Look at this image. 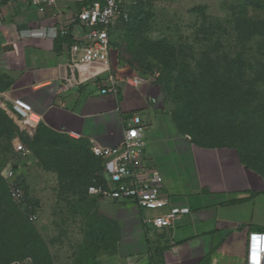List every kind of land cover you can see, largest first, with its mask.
Instances as JSON below:
<instances>
[{
  "label": "crops",
  "instance_id": "obj_1",
  "mask_svg": "<svg viewBox=\"0 0 264 264\" xmlns=\"http://www.w3.org/2000/svg\"><path fill=\"white\" fill-rule=\"evenodd\" d=\"M83 1L59 0L40 9L30 0H0V99L10 105L17 97L28 100L43 124L68 135L74 130L79 138L69 136L84 138L90 146L119 144L128 122L141 116L146 164L164 176L168 207L189 208L172 227L150 226L144 216L159 211L142 209L132 200L87 194L95 204L86 223L93 217L107 242L98 260L247 264L250 234L264 232V175L242 162L236 146L213 144L199 132L183 131L158 82L139 87L128 82L139 72L118 58V48L112 47L109 73L91 80L81 77L69 64L68 46ZM52 24L68 27V32L56 39L22 34ZM109 75L117 80L116 93L103 92Z\"/></svg>",
  "mask_w": 264,
  "mask_h": 264
},
{
  "label": "rangeland",
  "instance_id": "obj_2",
  "mask_svg": "<svg viewBox=\"0 0 264 264\" xmlns=\"http://www.w3.org/2000/svg\"><path fill=\"white\" fill-rule=\"evenodd\" d=\"M243 2L245 0H144L147 22L143 29L133 36L129 35L126 26L118 23L111 30V40L125 62L140 58L141 48L146 44L153 47L156 42L163 43L164 48L170 49L169 54H173L171 57L175 62L188 66L186 70L178 66L167 70L168 65L163 63L165 59H160L161 53L164 54L163 47L157 56L142 58L153 62L154 70L159 71L156 87L164 91L162 94H166L167 103L172 104L176 121V115L182 116L187 108L182 103L178 105L174 99V93L179 89L174 76L180 72L181 80L189 82L191 94L202 95L201 100H195L198 103L196 116L191 121L197 123L192 132L208 131L209 124L222 123L228 124L225 130L229 129L233 134L228 141L242 140L237 132H241L245 121L254 119L255 126L251 129L259 131L260 135L253 138L250 132L249 137L254 142L249 140L248 144L251 152L264 155V4L247 3V15L252 24L249 32L242 33L238 18L244 17V13H240L238 6ZM143 71L145 69L138 70L139 73ZM162 74L165 75L163 78ZM0 110L13 117V105L5 99H0ZM5 125L13 130L9 120H0V175L6 183L4 176L8 168L14 167L15 179L25 189L27 199L17 204L11 193V198L8 194L0 196V236L5 242H19L21 238L31 237L38 248L35 255L27 256L19 263L10 260L8 255L0 256V264H34L36 258H39V264H102L95 258L104 252L106 241L95 227L98 222L90 220L91 216L90 222L85 220L95 203L85 192V186L78 180L73 182L64 175L66 172L59 170L69 168L74 161L58 166L57 170L47 168L44 160L52 158L56 165L65 160L67 151L61 150L54 156L44 152L38 155L23 139V136L34 138L36 132L32 135L17 132L16 138L22 137L27 147L26 151L18 152L15 137L4 131ZM209 133V142L227 141L222 132ZM213 135L223 137L217 140ZM71 157L79 162V171L87 170L81 155L75 151ZM261 172L264 175V169ZM77 176L83 177L81 173ZM2 188L3 184L0 193ZM261 208L264 211V205L261 204ZM97 214L94 212L95 216ZM15 217L24 223L19 230L13 220Z\"/></svg>",
  "mask_w": 264,
  "mask_h": 264
},
{
  "label": "built area",
  "instance_id": "obj_3",
  "mask_svg": "<svg viewBox=\"0 0 264 264\" xmlns=\"http://www.w3.org/2000/svg\"><path fill=\"white\" fill-rule=\"evenodd\" d=\"M35 7L56 5L59 0H30ZM138 0H94L76 12L77 26L74 41L69 44V64L76 69L85 80L96 79L112 69L111 30L120 19L130 18L131 6ZM68 27L52 24L22 31L24 36H36L56 39L61 33H67ZM159 71H144L128 78L133 86H141L154 82ZM109 87L104 93L118 91L117 80L109 75ZM15 121L22 131L28 134L35 132L42 121V115L33 105L22 97L13 99ZM145 126L141 116L135 115L124 130L122 141L117 145H102L93 142V154L103 162L104 181L94 179L88 192L103 198H119L136 202L142 209L159 211L144 216V222L150 226L172 227L189 211L188 207H168L163 196L164 176L157 169L146 164L147 140L144 137ZM69 135L79 138L78 132L72 130ZM16 151H26V145L19 137L15 138ZM15 168H8L4 176L9 193L17 204L27 199L26 191L15 179ZM264 232H252L249 236L247 264L264 262Z\"/></svg>",
  "mask_w": 264,
  "mask_h": 264
},
{
  "label": "trees",
  "instance_id": "obj_4",
  "mask_svg": "<svg viewBox=\"0 0 264 264\" xmlns=\"http://www.w3.org/2000/svg\"><path fill=\"white\" fill-rule=\"evenodd\" d=\"M92 1H94V0H84L83 3L85 5H88ZM83 3H81V5H83ZM247 3H254L256 5H263L264 4V2L262 0H245V2H243L240 6H238V8L240 9V13H244V17L242 16L243 18L242 17L238 18L239 23L241 25L239 30L242 33H247L250 30L249 27H250V23H251V21H250L251 18H249V16L247 15ZM129 15H130V18L128 20L120 19L119 23L121 25H124L127 27L129 35L132 34L133 36H135L136 33H138L140 30L143 29V27L146 25V22H147V15H146V12L144 9V0H138L137 4L131 6V8L129 10ZM114 46L116 47V45H114ZM164 47H165V45H163V43H161V42H156L153 47L150 44H146V46L141 48V49H143L141 55L147 57L148 55L152 56L154 54L157 56L158 50H161V48H162V52H164V54L161 53L162 56L160 57V59L161 60L165 59L163 63L166 62V64L168 65V67L166 68L167 70H171L172 67L176 68L177 66L180 68L182 67L184 70H186L188 68V66H186V64L183 62H181L179 64H178V62H175L174 59L171 57V56H173V54H169L170 49L164 48ZM142 56H140V58H137L134 60H128L126 62L132 68L136 69L137 71L140 69H145V71L154 70V68H156V67H155V65H153V62L147 61L145 58H142ZM118 58L121 59V56H118ZM163 66H164V64H163ZM183 69H181V70H183ZM209 71H211V70H209ZM164 76L162 74V78ZM172 77L173 76L171 75L170 78H172ZM174 77L177 79L176 88H179V89H177V92L174 93V99H175V101L178 102L177 103L178 105L180 103H182V106L187 105V108H185L186 110L182 116L181 115L179 116V114L176 115L178 118V124L180 125V127L182 128L183 131L192 132V127H194V125L197 123V122L194 123L191 121L195 115V110L197 109L195 107L198 104L195 102V100H201L202 95L200 93L197 95L191 94V91L188 90V83L189 82L185 81V80H181L182 78H181L180 72H178V76H174ZM167 86L169 87V84ZM203 100H205V99L203 98ZM1 119L9 120L13 126L12 127L13 130H12L8 126L5 125L4 131L8 135H11L12 137L14 136L16 138V136L19 135V134H17V132H20L23 134V131H21V129H20L19 125L16 123L15 119L13 117L10 118V115L8 112L0 110V120ZM181 119H183L182 122H181ZM196 119H197V117H196ZM254 122H255L254 119L250 120L248 122L245 121V123H243V125H242V129L240 128L241 132H237V135H239L242 138V140H239L238 138H236V139L231 140L232 142L228 141V139L232 138L233 134L229 131V129H228V131L225 130L229 127L228 124L219 123V124H217V126H216V124H214V125L209 124L208 131L209 132H218V133L222 132V133H224V136L226 137L227 141H225V142H222V141L221 142L220 141L219 142L218 141L212 142V141H210V142L213 144H218V145L236 146L238 151H239V155H240L242 162L244 164L248 165L249 167H252L253 169L261 172L264 169V161H263L264 155H262V153H259V152H255V153H254V151L251 152L250 146L248 144L249 140H252L249 137L250 132L253 134V138L255 137V135H257V136L260 135L259 131L251 129L253 126H255ZM244 127H245V130L243 131ZM208 131H205L204 129H202L199 132V136H201L202 139H204V138L209 139V136L211 134L210 133L207 134ZM35 132L36 133L34 135V138L27 136V139H26L25 136H23V139L31 149H34V151L36 150L38 155H41L44 152L46 154L48 153L49 155L54 156V154H56V153L60 154L61 150L67 151V154L65 156V160L60 161L56 165L52 161V158H49L50 159L49 161L44 160L45 162H47L46 163L47 168L53 167L54 169L57 170L58 166L69 164V161L73 160L74 161L73 165L70 164L69 168L62 167L59 170L66 172L64 175L68 176L73 182H76L78 180L80 182V185L85 186L84 190L87 194H89L88 193V187L94 183V179L97 178V180L100 182L104 181L103 161L101 158H99L93 154V152L91 150L90 143L87 140H85L84 138L73 139L67 133H60L56 130H53V129L49 128L48 126H46L45 124H43L42 122L38 125ZM213 136L217 140H220V138L222 139V137H223L222 135L221 136L213 135ZM252 142H254V141L252 140ZM75 151L78 155H81L83 157L82 158L84 160L83 166H86V168H87L86 171H84V169H81L80 171L78 170L79 169V166H78L79 162L75 161L77 159L74 160L73 157H71L72 154L75 153ZM61 163H63V164H61ZM88 166H89V168H88ZM79 173H81L83 175L82 179H81V177L77 176ZM2 184H3V188H5V190L2 188L0 196H2L4 194L5 195L8 194L10 197L7 185H6L5 181L3 180L2 176L0 175V187L2 186ZM4 184H5V186H4ZM89 219L92 220L94 218L90 217ZM13 220H15V223H17L16 227L18 230L24 224L22 222H19L16 217ZM15 231H17V230H15ZM2 235H3V233H2ZM18 236H19V234H18ZM18 241L19 242H17V241H13V242L6 241L5 242V240L3 238H1V236H0V256L4 257V255H8L10 260L16 261L15 263H17V262L19 263V261H23L25 258H27V256H32V254L35 255V251H37L38 247H37V244L32 241L31 237H24V238L19 239ZM35 257H37V256H35ZM36 259L37 260H34V264H39V262H40L39 258H36ZM96 259H99V258H95V260Z\"/></svg>",
  "mask_w": 264,
  "mask_h": 264
},
{
  "label": "clouds",
  "instance_id": "obj_5",
  "mask_svg": "<svg viewBox=\"0 0 264 264\" xmlns=\"http://www.w3.org/2000/svg\"><path fill=\"white\" fill-rule=\"evenodd\" d=\"M113 47V46H112ZM113 49V48H112ZM149 71V70H148ZM153 71V70H152ZM159 78L157 77V79L154 81L156 82ZM261 250L264 252V246L261 248ZM259 264H264V262L262 263L261 260L259 261Z\"/></svg>",
  "mask_w": 264,
  "mask_h": 264
}]
</instances>
